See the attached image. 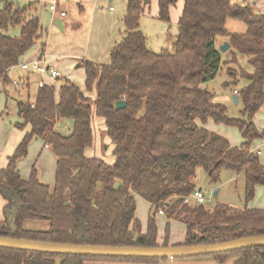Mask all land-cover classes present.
<instances>
[{
  "label": "trees",
  "instance_id": "1",
  "mask_svg": "<svg viewBox=\"0 0 264 264\" xmlns=\"http://www.w3.org/2000/svg\"><path fill=\"white\" fill-rule=\"evenodd\" d=\"M152 0H127L123 17L124 36L110 52V63L84 60L86 89L66 81L40 87L32 99L17 100L15 123L30 126L8 164L0 168V195L5 199L0 236L56 243L160 246L157 242L156 213L168 217L163 246L169 245L171 220L186 226L182 244H208L241 237L264 235V209L237 208L217 203L213 209L184 200L198 187L199 169L218 184L224 170L245 176L246 205L264 186V165L252 144L264 138L254 121L264 105V14L253 5L235 0H184L178 20L179 33L173 51L157 53L148 47L141 20ZM179 0H159L158 18L171 21V8ZM35 3L20 6L6 1L0 9V92L9 93V70L36 43L46 30L35 14ZM229 18L247 25L243 34L229 32ZM20 27L10 36V28ZM219 37H228V61L217 46ZM247 58L252 71L240 65ZM231 64L237 65L232 67ZM223 67L237 86L243 116L228 115L226 104L202 85L216 78ZM26 84V83H25ZM95 86L92 99L86 95ZM28 87V86H27ZM16 91L20 89L16 88ZM125 99V108L116 102ZM105 122L114 145L113 164L88 157L94 139L93 117ZM215 123L237 127L244 138L240 146L204 126ZM73 120V132L63 135L58 123ZM34 138L49 145L57 157L55 183L39 179L34 165L29 179L18 169ZM136 195L150 202L154 214L145 233L136 217ZM28 221L48 222L44 229L25 227ZM138 235L135 240V235ZM178 245V244H177ZM238 256L235 264H264V247H252L208 256L224 261ZM183 259V258H180ZM131 264L159 263L170 259L61 255L0 248V264Z\"/></svg>",
  "mask_w": 264,
  "mask_h": 264
},
{
  "label": "rangeland",
  "instance_id": "2",
  "mask_svg": "<svg viewBox=\"0 0 264 264\" xmlns=\"http://www.w3.org/2000/svg\"><path fill=\"white\" fill-rule=\"evenodd\" d=\"M107 1V2H106ZM238 3L242 4H250L253 5L258 13L264 14V0H236ZM5 3L4 0H0V9L3 8V4ZM183 3V0H179V3L176 4L175 10L171 14V21L165 22L163 20L158 19L153 13L149 14L148 12L142 17L141 20V30L147 37L148 47L157 53L163 52L165 50L173 51V44L176 41V38L179 33V26H178V13L180 7ZM45 1L41 2L39 6V13L42 14L45 12L46 9ZM154 4L151 3V6ZM110 6H112L115 11H110ZM97 8L99 13L95 16L92 24V28L88 29V25L83 28L84 32H77L75 35L66 34L64 36V40L67 39L71 41L69 48H64V50L60 51L57 49V34H52L50 36L52 42L51 46L49 47V51L55 54L64 53L67 56L58 57L55 60H61L59 64L57 61L56 69L59 70L62 75L59 78H51V76L47 73L45 79L49 81V85L55 86L57 89L66 81L73 82L77 86L81 87L83 90L86 89L85 84V72L84 67L80 66L77 67L78 64H81L84 60L94 61L99 64H109L110 63V48L115 45V42H120L124 36V29L123 24L120 21L122 14L126 12L127 8V0H100L97 4ZM152 8V9H153ZM79 10V8H78ZM69 11V10H67ZM75 13V10L69 12V14ZM112 13V14H109ZM115 20L116 24L114 25V30L111 33V36L108 37L106 26V18L111 17ZM226 30L229 32H235L243 34L247 31V25L244 21L235 18H229L226 24ZM21 32L20 27L10 28L8 31V35L15 36L19 35ZM123 32V33H122ZM62 34V32H61ZM47 37H43V41H47ZM228 42V37H219L217 39V46L220 52L223 54V58L230 61L233 59L234 55L229 51L226 52L221 51V46ZM73 49V50H72ZM76 56V57H75ZM37 59H34L29 62V64L33 65V63ZM50 61L54 62V59ZM239 63L241 66L246 68L249 72L252 71L251 66L248 64L247 58H239ZM48 65H50L48 63ZM232 67H236L237 65L231 64ZM21 70V66L15 68L13 71V76ZM73 74V78L68 77V74ZM43 76V75H42ZM15 77V76H14ZM50 77V78H49ZM67 79V80H66ZM14 80V79H13ZM34 80L36 82L39 81V75L36 74L34 76ZM16 82V81H13ZM234 82L233 78H230L227 74V68L223 67L222 70L218 73L215 79L212 81L202 85V88L208 89L209 91L215 94L214 100L218 102H222L226 104L228 109V115L234 118H241L243 116V103L239 101L238 103L234 99V94L237 93L238 90L242 89L246 84L247 81L245 79H241L237 86L231 85L229 87L225 86L226 83ZM11 91V95L13 98L10 99L8 104V111L4 114V119L6 121L11 122L18 120V112H17V100L19 99H27L24 95H14L16 87L11 84L8 87ZM20 92V91H17ZM96 88L93 86L91 91H87L86 95L91 97L92 99L96 98ZM4 95V94H3ZM15 96V97H14ZM34 96V95H33ZM223 98V99H222ZM33 99V97H32ZM256 125L260 128H264V105L260 109V111L256 114L254 119ZM65 122V125L62 123ZM211 123L214 124L215 127L214 132H220L227 134V137L231 143L241 145L244 141L239 129L234 126H227L225 124H218L211 120ZM28 127V126H26ZM74 122L73 120H66L62 121L57 124L56 130L63 135H70L73 132ZM210 130V129H209ZM93 131H94V139L93 144L89 147L86 151L89 157H97L102 158L109 164H113L115 161L113 150L114 145L112 144L108 134L107 129L105 126V122L94 115L93 117ZM219 133V134H220ZM38 143V142H37ZM36 153V157H27L28 160H25L20 168V174L22 178H24V174L26 172H31L33 165H36L38 173L41 172V165L44 164V158L41 155L39 156ZM44 155V154H43ZM35 156V155H34ZM43 160V161H42ZM42 162V164H41ZM27 170V171H26ZM30 170V171H29ZM30 173H28L29 176ZM29 178V177H28ZM40 178V176H39ZM195 183L198 188H202L206 197H207V205H209L208 209H213L214 206L219 203H231L246 206L245 200V176L238 175L237 173L231 170H224L221 175V181L218 184L211 183L208 175L202 169H199L195 178ZM218 192L215 195V192ZM209 200V201H208ZM136 217L139 219L141 223V229L143 232L146 231L148 226L149 220V213L151 211V206L148 204V201L143 199L140 196H136ZM154 211L152 212V215ZM157 221L159 225V235L162 238L166 236V229L168 223V217L166 215H159L157 213ZM183 224L179 223L175 226L170 223V233L173 236H177L178 233H182ZM25 227L27 228H34V229H44L48 227V222H37V221H28L25 223ZM186 228V227H185ZM184 236H186V231L183 230ZM173 236H169V239H172ZM175 238V237H174ZM168 239V240H169ZM59 263V260H58Z\"/></svg>",
  "mask_w": 264,
  "mask_h": 264
},
{
  "label": "crops",
  "instance_id": "3",
  "mask_svg": "<svg viewBox=\"0 0 264 264\" xmlns=\"http://www.w3.org/2000/svg\"><path fill=\"white\" fill-rule=\"evenodd\" d=\"M4 1L5 2L11 1V2L17 3L20 6H25V5H28L30 3H35V7H34V8H36L35 14L40 18L42 26L46 30V33L44 34V36H46L48 38L47 41L46 42L43 41V37H44L43 36L42 39L38 43H36L28 52H26L24 54V56L21 57L20 63L16 66L12 67L9 70V76H10L11 84L14 83L13 81H19L22 85L20 88H18V89H20V92H17L15 90V92H13L14 95L18 96V95L22 94L26 97H28V96H30L31 98L33 97V99H34L38 89L40 88V82L44 81V83L46 85H49V81L45 79L46 74H41V73L33 70L31 67L29 69H23L21 65L23 63H29L30 61H32L34 59L42 58L45 60V62L47 64L49 63L50 65L57 67V64H59V62L61 60L59 59L57 61L55 59H57L58 57H64L67 55H65L64 53L55 54V53H52L51 51L48 50L49 47L51 46V42H52L50 36H52V34H55V33L57 34L56 37L59 38L57 43H56L58 50L62 51V50H64V48H69L71 46L70 45L71 41H69L67 39L64 40L65 33L76 36L77 32H79V33L84 32L83 28L85 27V25L86 26L88 25L89 26L88 29H91L92 24H93V20H94L95 16L97 15V13H99V10L97 8V4L100 2V0H4ZM43 1H45V3H47L46 9H45V12L43 14H42V12L40 14L38 5ZM53 3H59L60 11H66V15L61 16L59 11L53 12L50 9V5ZM151 3L154 4V8H153V5L152 6L150 5L147 8L146 13L147 12L149 14L153 13L152 15H154L155 17L158 18L159 0H152ZM178 3H179V1H178ZM183 7H184V0H183L181 7H180V10L178 13V18H180L181 14L183 12ZM78 8H79V10H78ZM112 8L113 7L110 6V11L111 12L115 11V9L114 8L112 9ZM174 8H175V6H173L171 8V14L175 10ZM67 10H69V11H67ZM73 10H75V13L69 14V12H71ZM125 13L122 14V16L120 18V21L123 24V26H124L123 17L125 15ZM109 14H112V13H109ZM106 22H107L106 26L108 27V29H107L108 37H110L111 33L114 30V25L116 24V22H115V20L112 19V16L106 18ZM123 29H124V27H123ZM61 32H62V34H61ZM53 43L54 42H52V44ZM116 43L117 42H115V44ZM112 48H113V46L110 48V52H111ZM51 59H54V62L50 61ZM56 61H57V64L55 63ZM20 66H21V70L18 71L14 75L15 76L14 77L13 71L15 70V68H18ZM80 66H82V64L77 65V67H80ZM84 72H85V70H84ZM36 74L39 75V81L38 82H36L34 80V76ZM68 77L73 78L74 76H73V74L70 73V74H68ZM51 78H53V77H51ZM8 87H7L8 91H9L8 94H6L3 91L0 92V168H4L7 166L8 158L15 152L17 146L22 141L26 132L30 130V126L25 127V129H20V128L15 126V123L23 121L19 115H18L19 119L15 120V122L14 121L8 122V121H6V119L3 118L4 114H6L8 111V104L10 102V99L13 98V96L11 95L12 93ZM17 112H18V104H17ZM211 120L212 119H210L206 124H204V126L210 130L212 129V130L216 131L215 127L213 126L214 124L211 123ZM258 128L260 130H264V128H260V127H258ZM218 133H220V132H218ZM220 134L223 136L227 135L224 133H220ZM225 137H229V136H225ZM231 145L232 146H240L239 144H233V143H231ZM252 151L257 152L259 154L260 161L264 165V138L256 140L252 144ZM38 152H39L38 155L39 156L41 155V157L43 156V158H44L43 159L44 164H42V162H41V164H42L41 168H40L41 172H40V174L38 173V176H40L39 179L44 183H48L50 185H53L55 183L57 157L55 156L52 148L49 145H46L44 143V141L40 138H34L31 141V143L29 145L28 155L19 160L18 169L20 171L22 164L24 162H26L25 160H28L27 157H29V158H31L32 156L36 157V153H38ZM86 155H87V153H86ZM31 172H32V169H31ZM31 172L27 171L26 174H24L23 179H26V180L29 179ZM28 173H30L29 176H28ZM238 175H241V174H238ZM136 196H138V195H136ZM220 203H223V202H220ZM5 204H6L5 199L0 195V222L3 220V209H4ZM148 204H150V206H151V211L149 213V217H150L152 215V212H153V206L150 202H148ZM225 204H229V203H225ZM229 205L237 207V208H244L245 207L242 205H237L235 203L234 204L230 203ZM246 206H248L250 208L264 209V186L263 185H258L256 187V195H255L254 199L252 201H250ZM159 215H166V214L163 211V213L159 212ZM157 219L158 218H157V213H156V220ZM179 223L183 224L182 227H180V228H184V229H182V233L181 234L178 233L177 236L176 235L173 236V234L170 233V236L171 237L173 236V238L169 239V245L182 244L186 240V236H184V232H183V230H185L187 232V230L185 228L186 227L185 224L182 222H179L177 220H171V224L174 226L176 224H179ZM157 224H158V221H157ZM141 231H142V233H145L147 231V229L145 232H143L142 229H141ZM164 241H165V237L162 238L161 235H159V225H158L157 242L159 245H163ZM237 259H238V256H230V257L226 258L224 261H219V260H216L212 257H200V258H193V259L192 258L170 259L168 261H163V262H159V263H131V264H235Z\"/></svg>",
  "mask_w": 264,
  "mask_h": 264
},
{
  "label": "water",
  "instance_id": "4",
  "mask_svg": "<svg viewBox=\"0 0 264 264\" xmlns=\"http://www.w3.org/2000/svg\"><path fill=\"white\" fill-rule=\"evenodd\" d=\"M230 48V43L225 42L221 46V51L226 52ZM234 99L240 101L238 93L234 94ZM125 99L116 102V108H125ZM66 123L63 122L62 125ZM202 190V188H200ZM218 192H215V195ZM139 234L135 235L137 240ZM252 247H264V235L241 237L229 241L208 244H178L168 246L143 247V246H113V245H91L56 243L49 241L28 240L0 236V248H10L26 250L32 252L53 253L61 255H92V256H115V257H141L157 259H180L199 256H208L216 253L236 251Z\"/></svg>",
  "mask_w": 264,
  "mask_h": 264
},
{
  "label": "built area",
  "instance_id": "5",
  "mask_svg": "<svg viewBox=\"0 0 264 264\" xmlns=\"http://www.w3.org/2000/svg\"><path fill=\"white\" fill-rule=\"evenodd\" d=\"M50 9L55 12V11H59L61 16H65L66 15V11H60L59 9V3H53L50 5ZM113 9V8H112ZM23 69H29L30 67L41 73V74H49L51 77L53 78H59L61 77L62 73L57 70L54 66L52 65H48L44 59L40 58L37 59L33 65L29 64V63H23L22 65ZM14 85L16 88H20L22 85L19 81L14 82ZM46 85L44 83V81L40 82V87ZM209 201V200H208ZM185 204H189V205H194V204H203L206 206V208L209 207V205H207V197L203 191V189L201 190L200 188H197L190 196L186 197L184 200ZM160 213H163V210L159 211Z\"/></svg>",
  "mask_w": 264,
  "mask_h": 264
}]
</instances>
